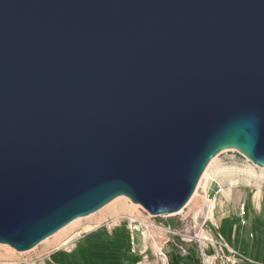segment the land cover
I'll return each instance as SVG.
<instances>
[{
	"label": "water",
	"instance_id": "obj_1",
	"mask_svg": "<svg viewBox=\"0 0 264 264\" xmlns=\"http://www.w3.org/2000/svg\"><path fill=\"white\" fill-rule=\"evenodd\" d=\"M230 150L264 169V0H0V245L175 215Z\"/></svg>",
	"mask_w": 264,
	"mask_h": 264
},
{
	"label": "rangeland",
	"instance_id": "obj_2",
	"mask_svg": "<svg viewBox=\"0 0 264 264\" xmlns=\"http://www.w3.org/2000/svg\"><path fill=\"white\" fill-rule=\"evenodd\" d=\"M260 169L253 166L245 157L234 150L220 153L205 169L208 171L207 175L200 179L198 187L186 207L175 215L156 218L157 222L167 223L177 230L178 234L174 237L176 243L183 245L186 250L194 247L198 252L196 243H184L182 239L200 232H197L196 229L194 231L192 227L198 226L197 228H199L201 223L198 212L203 205V194L207 193L205 185H212L215 190L222 188V193L217 197V205L213 211V221L218 228V230L212 229L213 236L216 240L217 235L220 234L223 241L237 256L241 257V260H247L248 257L243 256L226 241L219 219L225 215H229L231 218L238 217L241 226L245 227L246 211L248 210L252 215L258 214V198L264 194V172ZM242 206H244L246 213L244 217H241L239 213ZM141 209L140 206L125 198H117L98 212L86 218L76 219L53 236L36 245L32 250L18 253L6 245H0V264H134L132 258L135 256L132 257L129 250L127 253L122 249H117L115 244L123 236H127V231L122 227L114 228L115 226L109 221L118 216L136 214ZM91 226H95V228L90 229ZM68 240H76V248L70 254L64 251V246L59 248V245ZM219 247L218 245L216 250ZM152 249H148L147 260L145 261L135 257L137 259L135 264H161L154 256L155 247ZM166 250L171 253L177 252V248H174L173 245H168ZM239 262L241 261L239 260ZM208 264L226 263L221 258L212 257Z\"/></svg>",
	"mask_w": 264,
	"mask_h": 264
},
{
	"label": "built area",
	"instance_id": "obj_3",
	"mask_svg": "<svg viewBox=\"0 0 264 264\" xmlns=\"http://www.w3.org/2000/svg\"><path fill=\"white\" fill-rule=\"evenodd\" d=\"M222 193V188H217L212 194L204 193L202 197V208L199 210L200 225L198 230L199 234H193L190 237L186 236L182 239L184 243H196L200 264H208L210 258H221L226 264H238L239 260L245 262L246 259L241 260L234 251L223 241L220 234L217 235L215 240L212 229L218 230L216 223L213 221V211L217 205V197ZM241 217L245 216V208L242 206L239 209ZM114 228L122 227L127 231V245L130 255L137 257L141 261L147 260V251L155 247L154 256L161 264H168L167 250L168 245H173L177 248V253L180 255L186 254V249L183 245L174 241L175 235L178 234L177 230L169 224L157 222L156 218L145 213L142 209L136 214L130 216H118L116 219L110 220ZM242 224H244L242 222ZM193 231V230H192ZM158 235V236H157ZM76 240H68L63 246L64 251L70 254L76 248ZM220 246L216 250L217 246ZM208 249V250H207ZM153 250V249H152ZM225 252V253H224ZM235 255L236 257H234ZM248 261V259L246 260ZM139 264V263H137Z\"/></svg>",
	"mask_w": 264,
	"mask_h": 264
},
{
	"label": "crops",
	"instance_id": "obj_4",
	"mask_svg": "<svg viewBox=\"0 0 264 264\" xmlns=\"http://www.w3.org/2000/svg\"><path fill=\"white\" fill-rule=\"evenodd\" d=\"M207 194H212L215 187L205 185ZM252 204V203H250ZM258 214L246 211V226L240 224V218L229 215L220 217V226L226 241L249 261L238 264H264V194L258 198Z\"/></svg>",
	"mask_w": 264,
	"mask_h": 264
},
{
	"label": "trees",
	"instance_id": "obj_5",
	"mask_svg": "<svg viewBox=\"0 0 264 264\" xmlns=\"http://www.w3.org/2000/svg\"><path fill=\"white\" fill-rule=\"evenodd\" d=\"M115 244L117 245V249H122L123 251L128 253V245H126V236H123V238L117 241ZM167 258H169V264H200L199 257H197L196 249L194 247H190L189 249H187L185 255H180L177 252H168ZM132 259H134L135 264L137 262V259L135 257H133Z\"/></svg>",
	"mask_w": 264,
	"mask_h": 264
},
{
	"label": "bare ground",
	"instance_id": "obj_6",
	"mask_svg": "<svg viewBox=\"0 0 264 264\" xmlns=\"http://www.w3.org/2000/svg\"><path fill=\"white\" fill-rule=\"evenodd\" d=\"M206 169H207V168H206ZM260 170H261L262 172H264V169H260ZM204 171H205V170H204ZM207 172H208V171H205V172L203 173V175H202V177H201L202 179L207 175ZM194 193H195V192H194ZM192 196H193V195H192ZM190 199H191V198H190ZM136 207H137V206H136ZM92 228H95V226H94V227H92V226L90 227V229H92ZM90 229H89V230H90ZM66 242H67V241H66ZM66 242H65V243H66ZM65 243H63L62 245H59V248H62V246H63Z\"/></svg>",
	"mask_w": 264,
	"mask_h": 264
}]
</instances>
